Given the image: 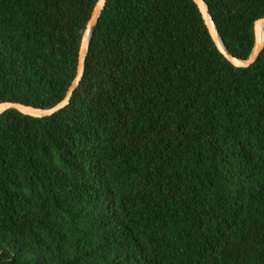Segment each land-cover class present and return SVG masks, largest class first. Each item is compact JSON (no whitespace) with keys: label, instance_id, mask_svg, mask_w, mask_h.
<instances>
[{"label":"trees","instance_id":"obj_1","mask_svg":"<svg viewBox=\"0 0 264 264\" xmlns=\"http://www.w3.org/2000/svg\"><path fill=\"white\" fill-rule=\"evenodd\" d=\"M97 0H0V103H58ZM246 59L264 0H205ZM0 264H264V47L193 0H106L69 103L0 115Z\"/></svg>","mask_w":264,"mask_h":264},{"label":"water","instance_id":"obj_2","mask_svg":"<svg viewBox=\"0 0 264 264\" xmlns=\"http://www.w3.org/2000/svg\"><path fill=\"white\" fill-rule=\"evenodd\" d=\"M195 4L197 5L201 16L204 20V23L208 29V32L219 50V52L225 57L226 60H228L233 66L235 67H240V68H245L249 67L257 58L259 55L260 51L264 47V40L261 39V32L262 28L264 26V17L257 19L254 22L253 25V33H254V43L253 47L251 49V52L249 56L246 59H240L232 54H230L223 46L222 41L218 35L217 29L215 27V24L212 20L211 15L208 12V7L205 2V0H193ZM106 0H97L95 3L90 18L87 21V24L85 26V29L83 31L81 41H80V46H79V51H78V58H77V66H76V73L71 81L70 85L68 86L64 97L62 100H60L58 103L53 105L52 107L49 108H40V107H34L31 105H26L22 104L19 102H1L0 103V115L8 110V109H15L21 114L28 115L31 117H43V116H49L56 111H58L61 108H64L70 100V97L75 90V88L78 86L80 79L83 74L84 70V61L87 55V50H88V41L89 37L91 34V31L93 27L96 25L99 16L105 6Z\"/></svg>","mask_w":264,"mask_h":264},{"label":"bare ground","instance_id":"obj_3","mask_svg":"<svg viewBox=\"0 0 264 264\" xmlns=\"http://www.w3.org/2000/svg\"><path fill=\"white\" fill-rule=\"evenodd\" d=\"M261 39L264 40V26H263L262 32H261Z\"/></svg>","mask_w":264,"mask_h":264}]
</instances>
